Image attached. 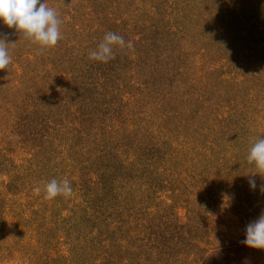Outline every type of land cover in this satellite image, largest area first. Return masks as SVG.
Masks as SVG:
<instances>
[{"label": "rangeland", "instance_id": "374dc122", "mask_svg": "<svg viewBox=\"0 0 264 264\" xmlns=\"http://www.w3.org/2000/svg\"><path fill=\"white\" fill-rule=\"evenodd\" d=\"M46 3L54 48L0 22L15 43L0 71V264H264L242 244L264 213L247 162L264 138V0ZM107 32L131 47L90 60ZM52 179L72 195L45 199Z\"/></svg>", "mask_w": 264, "mask_h": 264}, {"label": "clouds", "instance_id": "9594fccd", "mask_svg": "<svg viewBox=\"0 0 264 264\" xmlns=\"http://www.w3.org/2000/svg\"><path fill=\"white\" fill-rule=\"evenodd\" d=\"M0 22L9 29H15L20 35L27 38L32 44L38 45L40 51L54 48L62 39L61 25L54 8L48 7L46 0H0ZM6 37L0 38V71H8L12 64V57ZM131 47L124 37L113 32H107L103 40L94 50H90L88 58L92 61L108 63L115 59L114 48L123 49ZM247 162L254 165L257 173H264V138H257L252 143ZM251 190H256L257 184L254 178L248 180ZM261 193H264V184L260 186ZM40 191L39 188L36 189ZM45 199L52 200L57 196L68 198L72 195L73 189L68 179H52L44 186ZM242 244L251 249L264 250V213L249 223L245 229V239Z\"/></svg>", "mask_w": 264, "mask_h": 264}, {"label": "trees", "instance_id": "16d2710c", "mask_svg": "<svg viewBox=\"0 0 264 264\" xmlns=\"http://www.w3.org/2000/svg\"><path fill=\"white\" fill-rule=\"evenodd\" d=\"M94 67H95V68L92 69V70H93L95 73H96V72L98 73V71L96 70V69H98V68H96L95 65H94ZM165 228H167V227L165 226ZM175 228L178 229V231H180V230L182 229L181 226H178V225H176ZM230 261L233 263L235 260H234V258L232 257V259H231Z\"/></svg>", "mask_w": 264, "mask_h": 264}]
</instances>
